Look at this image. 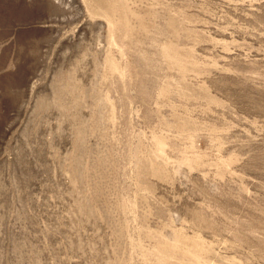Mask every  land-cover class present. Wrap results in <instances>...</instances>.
<instances>
[{"label":"rangeland","instance_id":"1","mask_svg":"<svg viewBox=\"0 0 264 264\" xmlns=\"http://www.w3.org/2000/svg\"><path fill=\"white\" fill-rule=\"evenodd\" d=\"M0 264H264V0H0Z\"/></svg>","mask_w":264,"mask_h":264},{"label":"bare ground","instance_id":"2","mask_svg":"<svg viewBox=\"0 0 264 264\" xmlns=\"http://www.w3.org/2000/svg\"><path fill=\"white\" fill-rule=\"evenodd\" d=\"M7 5V4H6ZM9 6H10V4H9ZM8 6V7H9ZM15 6V5H14ZM18 6V5H17ZM2 7V6H1ZM3 9V8H2ZM11 9V8H10ZM24 9V8H23ZM3 11V10H2ZM4 11H5V9H4ZM8 11V10H7ZM11 11H13V10H11ZM4 15H6V14H4ZM10 16V15H9ZM2 17V16H1ZM8 19V18H7ZM1 21H3V19H1ZM7 22V21H6ZM6 25V24H5ZM22 43L24 44V45H29V43H27L26 41H22ZM35 45H38V43L36 42L35 43ZM29 58V57H28Z\"/></svg>","mask_w":264,"mask_h":264}]
</instances>
